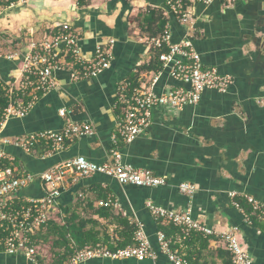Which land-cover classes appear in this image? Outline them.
<instances>
[{
  "label": "crops",
  "instance_id": "crops-1",
  "mask_svg": "<svg viewBox=\"0 0 264 264\" xmlns=\"http://www.w3.org/2000/svg\"><path fill=\"white\" fill-rule=\"evenodd\" d=\"M18 0L0 7V79L7 85L21 76L24 55L29 51L30 32L40 37L54 27L69 23L78 33V45L87 59L97 46L115 39L114 57L109 69L97 77L75 81L70 69L55 72L58 86L34 102L28 113L0 122V152L18 158L19 168L42 173L56 164L84 155L96 163L105 162L117 132L120 112L117 110V88L121 81L137 78L148 82L154 70L140 69L149 63L153 51L149 33L140 26L148 8L161 9L173 32L174 42L189 37L202 55L206 67H215L232 77L227 92L207 89L196 106L180 111L157 108L147 132L121 149L124 161L152 170L166 178L158 187L122 185L115 178L95 174L73 180L62 186L55 215L65 219L64 208L83 217H93L101 230L116 234L117 222L94 213V207L107 195L119 202L122 213L134 223L146 224L156 259L95 258L80 264H174L163 253L158 241V220L147 207L149 200L175 210H190L195 219L225 231L237 227V236L252 255L254 264H264V217L251 219L246 208L233 204L230 191L248 193L264 201V0H238L209 5L192 2L191 19L183 24L168 8L166 0ZM14 56L9 58V56ZM131 81V80H130ZM180 85L166 72L158 88ZM67 115L62 117L60 109ZM68 121L89 122L94 136L66 142L54 153H28L5 144L6 138L41 131H61ZM194 183L198 191L182 193L179 185ZM45 185L39 178L20 190L26 198H42ZM249 218L250 221L247 219ZM255 221V223H253ZM182 238H178L181 244ZM43 248L49 259V251ZM191 253L192 263L229 264L230 253L220 234L181 248ZM0 264H37L21 255L0 253Z\"/></svg>",
  "mask_w": 264,
  "mask_h": 264
},
{
  "label": "built area",
  "instance_id": "built-area-1",
  "mask_svg": "<svg viewBox=\"0 0 264 264\" xmlns=\"http://www.w3.org/2000/svg\"><path fill=\"white\" fill-rule=\"evenodd\" d=\"M214 1L217 0H166V4L183 24H187L191 19L189 7L192 2L209 5ZM218 1L229 3L238 0ZM35 33L30 32L29 51L22 60L21 76L7 84L10 105L3 113V121L12 116H25L41 95L55 89L58 86L56 71L70 69L72 78L78 81L97 77L111 66L114 57V38L100 43L94 56L87 59L79 48V35L71 26L64 25V29L52 34L45 33L40 37ZM148 42L155 52H159L157 56L161 69L154 72L148 82L134 84L125 79L119 83L116 105L123 106L120 109L117 132L113 135V146L105 162L96 163L84 155H78L39 174L24 171L17 166L0 165V253L25 256L40 264L37 260L40 246L36 244L34 234L56 211L57 199L68 175H72L73 180H76L104 174L115 178L122 185L141 187H158L167 183L165 177L155 174L152 170L125 162L121 145L132 143L148 131L153 123L155 109L162 107L180 111L186 106H196L200 103L205 90L227 92L233 81L232 77L221 74L217 68L206 67L202 55L195 49L188 36L174 42L169 23L161 33L150 37ZM164 48L166 50H163ZM12 57L14 56H9ZM165 72L180 85H165L159 89L160 77ZM59 112L62 117L67 115L65 108ZM95 134L96 129L92 123L68 121L61 131L48 130L24 134L6 138L4 143L30 153L37 142L47 141L52 147L51 152L54 153L65 148L66 140ZM5 158L8 156L0 152V164ZM37 178L45 185V195L42 198L22 197L19 194L20 190ZM179 189L182 193L193 196L198 191V186L183 182ZM229 196L236 207L243 209L238 200L243 198L255 213L264 217V201L251 194L237 191H230ZM99 205L115 208L120 206L118 200L113 197L99 201ZM147 207L157 220H165L179 227L183 239L192 232H199L206 237L220 234L231 255L232 264H254L252 255L237 236V227L218 232L195 219L189 209H169L152 200L147 202ZM134 224L133 244L113 249L107 244L98 243L93 247L78 250L66 264H80L95 258L139 261L156 259L157 253L150 243L146 224L140 220ZM158 241L163 253L174 264H189L184 254L172 248L171 241L163 231H158Z\"/></svg>",
  "mask_w": 264,
  "mask_h": 264
},
{
  "label": "trees",
  "instance_id": "trees-1",
  "mask_svg": "<svg viewBox=\"0 0 264 264\" xmlns=\"http://www.w3.org/2000/svg\"><path fill=\"white\" fill-rule=\"evenodd\" d=\"M77 1L80 6L87 3L86 0ZM15 2H18V0H0V7L11 6ZM139 16L142 18L140 26H142L151 37L161 33L168 23V18L164 16L161 9L148 8L146 14H139ZM64 25L71 26L69 23L60 24L54 27L53 31L49 32V34L64 29ZM151 49L154 53L152 60H150L149 63L141 65L140 69L149 71L154 70L155 72H158L161 69V63L157 56L159 52H155L153 48ZM163 50H166V48ZM129 80L134 84L137 83L136 77ZM7 87L8 86L0 79V122L3 120L5 109L10 105V100L7 95ZM122 106L123 105L121 104L118 105L117 110L119 112ZM68 141L71 140H66L65 144ZM124 145L125 144L121 145V149ZM51 150L52 147L49 142L39 141L33 146L32 153H46L51 152ZM0 165L3 167H19V161L17 157L12 159L11 157H8L3 159ZM100 198H104V200L100 201H106L107 195L105 194ZM238 200L242 207L246 208L251 219H255V217L259 216L253 211L247 201L243 198H238ZM93 208L95 214H98L101 217H113V219L116 220V234L110 235L106 233V231L101 230V224L98 220L93 217H83L77 211H71L70 208H64L66 216L63 221H59V215H55L56 211H54L48 221L43 224L36 234H34V240L36 244L40 246L39 253L37 254V260L40 264H66L78 250L93 247L98 243L107 244L113 249L133 244L135 224L132 223L127 216L122 213L117 214L115 212V207L99 205V201L97 207H94L93 205ZM253 223H255V221ZM158 231H163L165 233L167 239L171 241L172 248L175 250L178 249L180 254H184L189 264H193L191 253L187 252L184 247L181 248V244L187 245L194 243V241H200L201 245L205 247L208 244V238L210 237H206L199 232H192L188 237L183 239V234L180 228L172 223L166 222L165 220H158ZM178 238H182L181 244L177 242ZM45 245L50 247V251L52 250L49 259L44 255L43 247ZM197 262L198 261L194 264H197ZM229 264H232V261H230Z\"/></svg>",
  "mask_w": 264,
  "mask_h": 264
},
{
  "label": "rangeland",
  "instance_id": "rangeland-1",
  "mask_svg": "<svg viewBox=\"0 0 264 264\" xmlns=\"http://www.w3.org/2000/svg\"><path fill=\"white\" fill-rule=\"evenodd\" d=\"M43 248H44V247H43ZM45 249L49 251V254H48V255H50V253H51V251H52V250L50 251V247H49L48 245H46Z\"/></svg>",
  "mask_w": 264,
  "mask_h": 264
}]
</instances>
